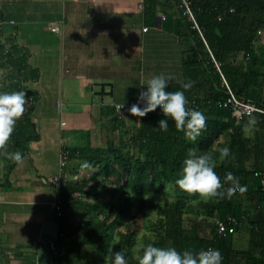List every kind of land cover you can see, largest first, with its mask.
<instances>
[{
    "label": "trees",
    "instance_id": "obj_1",
    "mask_svg": "<svg viewBox=\"0 0 264 264\" xmlns=\"http://www.w3.org/2000/svg\"><path fill=\"white\" fill-rule=\"evenodd\" d=\"M177 1L182 10L178 33L188 48L183 82L192 81L193 86L184 90L180 83H169L167 90L184 91L187 99L199 100L197 110L208 117L207 129L192 141L168 118V131H161L158 121L166 117L159 108L142 117L140 125L129 128L112 104L106 145L71 151L91 163L92 168L87 169L91 175L61 186L63 214L56 211L59 230L54 236L58 244L54 264H106L109 248L123 251L128 264H138L142 252L132 251L137 242L175 247L180 252L212 245L221 252L222 264H264V189L256 174L264 171V113L253 114L258 123L248 129L250 134L245 130L249 116L237 120L230 107L219 106L227 86L213 59L221 63L239 97L264 108V49L257 46L264 32V0H189L199 27L183 14L184 1ZM157 3L145 0L146 13H153ZM15 34L4 41L0 33V64L11 65L0 83V93L25 91L28 100L33 97L7 146L9 152L20 151L24 157L30 141L40 138L32 116L38 95L29 85L38 78V70L29 63V50L19 44ZM223 147L230 148L231 156L222 161L219 149ZM191 148L213 155L221 179L231 172L247 191L243 195L237 192L231 199H205L195 194L199 201H192L176 184ZM15 166L0 155V187L11 184ZM170 189L174 197L159 202L156 195L168 194ZM153 210L155 219L149 218ZM228 214L244 216L237 232L241 226L247 227L248 247L236 245L237 233L210 237L217 220ZM139 218L148 220V231L141 237L133 227ZM123 225L126 227L121 229Z\"/></svg>",
    "mask_w": 264,
    "mask_h": 264
},
{
    "label": "crops",
    "instance_id": "obj_2",
    "mask_svg": "<svg viewBox=\"0 0 264 264\" xmlns=\"http://www.w3.org/2000/svg\"><path fill=\"white\" fill-rule=\"evenodd\" d=\"M0 12L14 20L0 31L2 39L16 33L38 70L29 84L37 91L36 106L43 97L54 107L37 117L56 115L62 106L71 121L67 133L37 125L40 138L30 141L24 163L11 172V184L0 187V264H54L49 241L59 223L53 177L61 171L62 146L70 150L64 184L78 179L85 162L71 151L106 145L112 104L133 102L147 90L140 82L153 75L171 74L170 83L184 80L188 48L178 33L182 10L177 0H158L153 13H146L145 0H0ZM53 22L58 31L51 29ZM69 87L77 100L64 104L59 97ZM128 109L116 112L129 128L137 127L142 118ZM243 231L248 247L247 227L236 233Z\"/></svg>",
    "mask_w": 264,
    "mask_h": 264
},
{
    "label": "clouds",
    "instance_id": "obj_3",
    "mask_svg": "<svg viewBox=\"0 0 264 264\" xmlns=\"http://www.w3.org/2000/svg\"><path fill=\"white\" fill-rule=\"evenodd\" d=\"M174 77L171 74L161 73L153 75L140 85L147 86V90L140 91L138 103H134L128 109L131 115L145 117L148 113L154 112L158 107L162 110L165 119L158 121V129L168 131V118L175 123L178 131L184 132L185 136L195 141L207 129L208 117L204 112L189 108L188 100L184 91H168L169 83ZM184 90H189L193 86L192 81H178ZM29 100L25 91H13L11 93H0V155L7 157L17 165L24 163L23 154L20 151L9 152L8 143L15 132L18 121L25 112ZM143 104V107H140ZM118 111L124 108V104L116 105ZM258 123L257 118L249 114V119L245 124V130L250 129ZM231 156L230 148L219 149L220 160H225ZM82 169H91L92 165L85 161L81 165ZM216 162L213 155L199 154L196 148L188 151V156L184 160L182 178L176 180L179 188L189 195L199 194L205 199H231L237 192L243 195L247 191V186H242L239 179L228 172L221 177L215 171ZM228 185L227 187H225ZM147 199V197H145ZM133 253H140L138 264H222L223 256L218 249L207 248L199 252L190 250L178 251L175 247H157L152 243L137 242L132 249ZM106 264H128L123 251H113L108 249L105 257Z\"/></svg>",
    "mask_w": 264,
    "mask_h": 264
},
{
    "label": "built area",
    "instance_id": "obj_4",
    "mask_svg": "<svg viewBox=\"0 0 264 264\" xmlns=\"http://www.w3.org/2000/svg\"><path fill=\"white\" fill-rule=\"evenodd\" d=\"M184 1V6H183V14H185L189 19L193 20L195 25L199 27V24L196 20L195 14L192 10V7L190 5L189 0H183ZM7 23H14V20L7 19L4 16H0V31L4 28V26ZM51 29L54 31L59 30V25L58 23H51L50 25ZM147 29V27H145ZM261 32V30H260ZM213 59L215 61V64L219 71L222 74L223 77V82L227 86V95L225 99L219 100L218 104L221 107H230L233 111V116L237 118V120H240L243 116H249V114L253 115L256 112H263L264 113V108L260 107L257 105L255 102L251 100H247L244 98L239 97L230 87L226 77L224 76L222 69H221V63L216 60V58L213 56ZM188 100V106L189 108H194V109H199L201 102L197 99H187ZM34 102L33 97L30 98L28 106H30ZM138 103V97L133 101L129 103H120L116 105H121L124 104V108L121 110H125L131 107L132 104ZM115 105V107H116ZM143 104H140V107H143ZM159 108V107H158ZM117 109V108H116ZM159 110L162 112V110L159 108ZM70 158V150L67 146H62L61 152H60V165H61V171L57 175L53 177V179L58 182V189H57V197L54 200V206L56 208L57 214L60 216L63 214V204H62V199H61V186L63 184V178H62V173L65 167L67 166L68 160ZM256 174L259 176L262 188L264 189V171H258ZM226 185L225 187H227ZM244 219V216L238 217L234 214H228L227 216L218 219L216 222V227L215 231L210 233V237L213 239L217 235H226L230 233H236L237 232V225L239 222H241ZM50 249L54 254L57 253L58 251V244L56 241V238L53 237L49 241ZM212 248V245H209L208 248ZM201 250V249H200ZM194 251V252H199Z\"/></svg>",
    "mask_w": 264,
    "mask_h": 264
},
{
    "label": "rangeland",
    "instance_id": "obj_5",
    "mask_svg": "<svg viewBox=\"0 0 264 264\" xmlns=\"http://www.w3.org/2000/svg\"><path fill=\"white\" fill-rule=\"evenodd\" d=\"M257 46L259 47V49H264V32L262 33L261 38L259 39V41L257 42ZM11 69V65L8 63H2L0 64V83H2L5 79V77L8 75V72ZM29 84L31 85V81H29ZM33 88V86H30ZM60 101H62L64 104H68L72 103V102H76L77 98L75 97V95L73 93L70 92V87H69V93L66 94L65 96H60L59 97ZM62 106H59L57 114L55 115V113H51L48 114L46 116H42L40 119L37 117L39 114V111H46L48 113L53 112L54 111V107L52 106V103H48L47 100H45V98H41V100L38 102L35 111L32 113V116H34L35 121L37 122L38 126H42L43 129L46 127H50L53 126L54 129L56 131H58L59 133H67L70 130V115L62 110L63 108H61ZM64 121V122H62ZM67 123V124H66ZM248 133H252V130H248ZM77 167V165L75 166V168ZM78 173V179L81 178H88L87 176H90V174L85 171L84 169L81 171H77ZM174 190L170 189L168 191V194H158L156 195L157 199L159 200V202L163 203L166 200V197L170 196V197H174ZM190 197L193 198L192 201H194L195 203L199 201V198L197 195H190ZM157 216V212L156 210L151 211L149 218L151 219H155V217ZM209 221L214 220L213 218L208 219ZM130 221V218L129 220ZM148 223L147 219H143V218H139L137 220V223H135V225L133 226L134 228H137L138 230V236L141 237L142 234L145 231H148V227L146 226V224ZM210 223V222H209ZM126 226L123 225L121 229H124ZM245 226H241V228H243ZM207 229L210 230V226L207 224ZM237 235H239L238 239H237V245H239L240 247H244L247 242H246V235H248L246 233V231L241 232V234L237 233Z\"/></svg>",
    "mask_w": 264,
    "mask_h": 264
},
{
    "label": "water",
    "instance_id": "obj_6",
    "mask_svg": "<svg viewBox=\"0 0 264 264\" xmlns=\"http://www.w3.org/2000/svg\"><path fill=\"white\" fill-rule=\"evenodd\" d=\"M190 41H191V43L193 44V41H192V39L190 38Z\"/></svg>",
    "mask_w": 264,
    "mask_h": 264
}]
</instances>
